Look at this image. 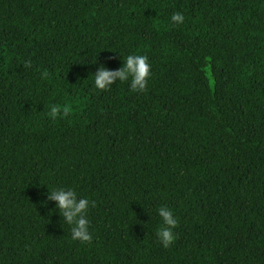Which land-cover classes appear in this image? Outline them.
I'll list each match as a JSON object with an SVG mask.
<instances>
[{"label": "trees", "instance_id": "1", "mask_svg": "<svg viewBox=\"0 0 264 264\" xmlns=\"http://www.w3.org/2000/svg\"><path fill=\"white\" fill-rule=\"evenodd\" d=\"M132 53L145 91H97ZM47 187L95 201L91 243ZM0 264H264V0H0Z\"/></svg>", "mask_w": 264, "mask_h": 264}, {"label": "clouds", "instance_id": "2", "mask_svg": "<svg viewBox=\"0 0 264 264\" xmlns=\"http://www.w3.org/2000/svg\"><path fill=\"white\" fill-rule=\"evenodd\" d=\"M171 21L174 24H182L185 17L181 12H173ZM96 63V62H95ZM28 67L31 63L28 62ZM151 64L147 55L132 53L124 57L122 66L115 71L108 70L101 64H97L94 74H92V84L97 91L106 92L111 90V86L117 81L128 82L132 92H143L148 86L151 77ZM69 105L51 104L46 115L56 120L70 114ZM77 191L72 187H47V200L55 201L54 210L59 213L64 222L70 226V235L73 241L91 243L93 236L89 231L90 221L87 213L90 207L96 206L95 201L87 197H78ZM46 203V201H45ZM160 218V226L156 230L158 241L164 248H168L176 240L174 229L179 224V219L174 210L166 204L160 205L156 209Z\"/></svg>", "mask_w": 264, "mask_h": 264}]
</instances>
